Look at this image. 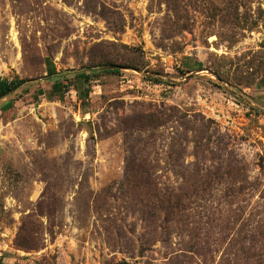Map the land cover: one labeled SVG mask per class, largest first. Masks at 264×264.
<instances>
[{"label": "rangeland", "instance_id": "obj_1", "mask_svg": "<svg viewBox=\"0 0 264 264\" xmlns=\"http://www.w3.org/2000/svg\"><path fill=\"white\" fill-rule=\"evenodd\" d=\"M16 78L0 264H264V0H0Z\"/></svg>", "mask_w": 264, "mask_h": 264}, {"label": "trees", "instance_id": "obj_2", "mask_svg": "<svg viewBox=\"0 0 264 264\" xmlns=\"http://www.w3.org/2000/svg\"><path fill=\"white\" fill-rule=\"evenodd\" d=\"M105 72V71H103ZM110 72V71H108ZM111 73V72H110ZM83 78H85L86 80L89 79V76L84 75L81 76ZM26 81L21 80L19 78H16L12 81H2L0 83V100L9 96L10 94L14 93L15 91H17L18 89H20V87L25 84Z\"/></svg>", "mask_w": 264, "mask_h": 264}, {"label": "water", "instance_id": "obj_3", "mask_svg": "<svg viewBox=\"0 0 264 264\" xmlns=\"http://www.w3.org/2000/svg\"><path fill=\"white\" fill-rule=\"evenodd\" d=\"M0 81H1V79H0Z\"/></svg>", "mask_w": 264, "mask_h": 264}]
</instances>
